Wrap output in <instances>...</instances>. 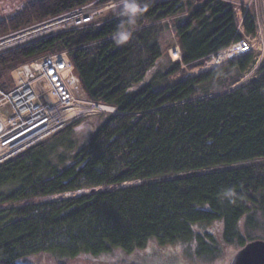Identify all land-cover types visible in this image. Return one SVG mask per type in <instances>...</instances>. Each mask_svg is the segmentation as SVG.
I'll list each match as a JSON object with an SVG mask.
<instances>
[{
    "label": "trees",
    "instance_id": "16d2710c",
    "mask_svg": "<svg viewBox=\"0 0 264 264\" xmlns=\"http://www.w3.org/2000/svg\"><path fill=\"white\" fill-rule=\"evenodd\" d=\"M93 1L27 0L0 16V37ZM148 3L124 44L113 39L119 22L113 13L0 52L3 89L12 88L18 65L66 51L88 97L117 110L87 119L80 132L76 122L0 164V203H6L0 264L41 253H133L151 242L195 241L196 252L207 257L227 243L242 248L264 240V65L244 85L197 96L207 81L218 78L221 87L240 81L253 63L250 53L186 76L243 37L234 6ZM243 25L245 33L256 32L254 10ZM171 28L180 60L164 47ZM85 187L90 190L51 197Z\"/></svg>",
    "mask_w": 264,
    "mask_h": 264
},
{
    "label": "built area",
    "instance_id": "2783aa9c",
    "mask_svg": "<svg viewBox=\"0 0 264 264\" xmlns=\"http://www.w3.org/2000/svg\"><path fill=\"white\" fill-rule=\"evenodd\" d=\"M95 0L46 21L0 38V52L32 34L14 39L18 35L40 26L60 25V29L85 27L92 24L105 8L115 0H106L104 7ZM231 3L239 19L238 30L243 37L228 47L211 54L203 68L221 67L245 54L254 55L253 70L264 62V3L260 7L254 0H223ZM254 10L256 32L245 33L243 19L247 11ZM56 23V24H55ZM50 30V29H49ZM12 40V41H8ZM173 60L181 59L180 47L169 50ZM10 89L0 87V163L7 161L30 147L47 140L60 130L77 121L100 115L117 113L114 106L96 102L86 94L75 66L66 51L47 54L15 67Z\"/></svg>",
    "mask_w": 264,
    "mask_h": 264
},
{
    "label": "rangeland",
    "instance_id": "374dc122",
    "mask_svg": "<svg viewBox=\"0 0 264 264\" xmlns=\"http://www.w3.org/2000/svg\"><path fill=\"white\" fill-rule=\"evenodd\" d=\"M25 1L27 0H0V16L8 15L16 11L17 9L21 7V5ZM245 1H248V0H245ZM262 1L264 3V0H254L253 2L255 4V7L256 6L260 7V5L262 4ZM104 4L105 3H103L102 1H99L95 3L94 5L104 7L105 6ZM110 8L111 7L106 8V9L104 8L101 11L100 15L98 16V18L105 19V18L110 17V15L113 14V12L110 11ZM28 27L29 26L21 28L19 30H24V29H27ZM60 28L62 27H60V25H57V26H53L52 28H47V29H43L40 31L37 30L29 38L25 40L21 39V41L19 40L13 43L12 45L8 46L6 49L20 45L40 35H43L49 32H54L56 30H60ZM19 30L9 32L1 37L3 38V37H6L7 35L10 36V34L17 32ZM167 36H169V40L168 42L164 43V47L167 48V51L169 52V50L172 47L178 45V41H177V38L172 28L171 30H168ZM6 49H3V50H6ZM253 65L254 64H252L251 67L248 68L243 73V76L240 79V81L232 85H228L224 83V86L221 87L220 84H218L219 81L216 82L218 78L215 79L214 81L205 82L202 85L200 92L197 94V96L200 97V96L208 95L207 93L209 94L222 93V92L229 91L241 85L246 84L247 82L251 81V79H253L254 77L259 76L258 71L264 65V62L260 65L258 69H255V70H253L254 69ZM214 68H217V67H210V68L196 67L193 69H187L186 76L188 75L196 76L203 72L212 70ZM109 114L111 113L105 112V113H101L100 115L97 114V116H93V117H96L97 119L98 118L101 119L105 117V115H109ZM93 117L81 119L79 120L80 122L77 121L79 123L77 124V126H75L76 131L77 130L78 132L82 131L83 128L86 127V125H88L87 123H85V121ZM91 128L92 127H90L89 129ZM83 132L89 133L91 131L84 130ZM4 162L0 164H3ZM89 190H90V187H85V188L77 189L74 191H67V192H63L59 194H54L51 197H57L59 195H63V196L76 195V194L87 192ZM4 204L6 203L5 202L0 203V206ZM213 228L215 230L220 229V224L216 223ZM259 233L261 235H264V230H260ZM239 249L241 248L237 243H227V244L221 245L220 250L217 252L216 255L205 257V256L199 255L196 252V242L195 241H181V242H177V243L169 244L165 246L158 245L155 242H151L148 244L146 248L137 250L133 253H126L121 249H116L111 252L104 253L98 256L81 255L75 258H61V257H56L51 253H41V254H34V255H29V256L19 258L18 263L20 264H229L232 257L239 251Z\"/></svg>",
    "mask_w": 264,
    "mask_h": 264
},
{
    "label": "clouds",
    "instance_id": "9594fccd",
    "mask_svg": "<svg viewBox=\"0 0 264 264\" xmlns=\"http://www.w3.org/2000/svg\"><path fill=\"white\" fill-rule=\"evenodd\" d=\"M148 8V0H115L110 11L119 21L113 35L118 45L131 39L137 21L148 11Z\"/></svg>",
    "mask_w": 264,
    "mask_h": 264
},
{
    "label": "water",
    "instance_id": "95a60500",
    "mask_svg": "<svg viewBox=\"0 0 264 264\" xmlns=\"http://www.w3.org/2000/svg\"><path fill=\"white\" fill-rule=\"evenodd\" d=\"M51 24L40 26L36 31L47 29ZM34 30H31L29 33H34ZM26 35V34H25ZM25 35L16 37L19 39ZM229 264H264V240L255 239L248 242L244 247L239 249V251L232 257Z\"/></svg>",
    "mask_w": 264,
    "mask_h": 264
},
{
    "label": "bare ground",
    "instance_id": "6f19581e",
    "mask_svg": "<svg viewBox=\"0 0 264 264\" xmlns=\"http://www.w3.org/2000/svg\"><path fill=\"white\" fill-rule=\"evenodd\" d=\"M56 24V23H55ZM34 31H36V30H34ZM26 34V35H25ZM30 34V33H29ZM22 35H25V36H27L28 35V32H25V33H22V34H20V35H18L17 37H19V36H22ZM24 37V36H23ZM16 37H14L12 40H14ZM12 40H8V41H12Z\"/></svg>",
    "mask_w": 264,
    "mask_h": 264
}]
</instances>
